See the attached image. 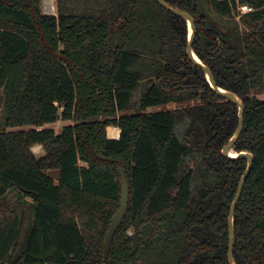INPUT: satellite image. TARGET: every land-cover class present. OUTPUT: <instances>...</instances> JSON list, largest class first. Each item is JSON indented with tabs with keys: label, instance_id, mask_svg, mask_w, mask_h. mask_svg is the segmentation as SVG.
<instances>
[{
	"label": "trees",
	"instance_id": "16d2710c",
	"mask_svg": "<svg viewBox=\"0 0 264 264\" xmlns=\"http://www.w3.org/2000/svg\"><path fill=\"white\" fill-rule=\"evenodd\" d=\"M165 1L193 16L195 52L244 100L233 152L254 163L233 252L264 264V0ZM41 2L0 0V264H230L247 159L222 148L238 107L189 58L187 20L157 0H57L58 15ZM121 167L129 204L105 258Z\"/></svg>",
	"mask_w": 264,
	"mask_h": 264
},
{
	"label": "water",
	"instance_id": "95a60500",
	"mask_svg": "<svg viewBox=\"0 0 264 264\" xmlns=\"http://www.w3.org/2000/svg\"><path fill=\"white\" fill-rule=\"evenodd\" d=\"M163 7L172 11L173 13L184 17L188 23V43H187V54L189 58L193 61L194 64L200 66L203 71L205 72L206 78L210 83L211 87L214 89L216 93L221 96H224L234 103H236L238 107V125L234 135L229 139V141L223 146L222 154L230 159H237V158H245L247 159V167L246 170L241 178L239 183V187L236 193V196L233 200L230 215H229V262L230 264H236L234 260V244H235V226H234V217L237 209V205L241 199L242 192L247 180V177L253 167L254 163V156L253 153L249 150H242V151H235V155H232L233 147L235 142L240 138L243 128H244V116H245V103L241 96H239L236 92L229 91L219 85L214 80L213 74L210 68L200 59L193 48L194 39L196 35V24L193 16L184 9L176 7L165 0H157ZM120 184H121V201L120 207L117 213L112 218L110 228L107 232L104 250H105V258H108L111 244L115 234L117 233L119 227L121 226L124 217L126 215L128 204H129V184L128 179L126 176L125 169L121 167L120 169Z\"/></svg>",
	"mask_w": 264,
	"mask_h": 264
},
{
	"label": "rangeland",
	"instance_id": "374dc122",
	"mask_svg": "<svg viewBox=\"0 0 264 264\" xmlns=\"http://www.w3.org/2000/svg\"><path fill=\"white\" fill-rule=\"evenodd\" d=\"M51 6H52V8H50ZM245 7H248V6H246V5L240 6L241 11L244 12V13H245V11H244ZM41 10H42V13H44V14L58 15V2H57V0H42V2H41ZM257 97H259L261 99H264V91L257 93ZM3 102H4V90H3V88L0 87V104L2 105ZM174 107H175V105H174ZM159 109H161V108L154 107V108H151L150 110L154 111V110H159ZM2 114H4V110L3 109H2ZM69 123H70V121L59 120V121H57L55 123L46 125V127L53 128L55 130V132L58 134V133H60L62 131L63 127L65 125L69 124ZM113 127H115V126L110 125L107 128L108 136L110 134V131L113 129ZM108 130H109V132H108ZM32 150L34 151V153L37 156H40L43 153L42 145H35L32 148ZM16 197H17V193L16 192H11L10 196L8 197V199H9V201H14L16 199Z\"/></svg>",
	"mask_w": 264,
	"mask_h": 264
},
{
	"label": "bare ground",
	"instance_id": "6f19581e",
	"mask_svg": "<svg viewBox=\"0 0 264 264\" xmlns=\"http://www.w3.org/2000/svg\"><path fill=\"white\" fill-rule=\"evenodd\" d=\"M109 137H111V138L117 137L118 138L119 137V128L116 126L113 127V129L110 131ZM232 155H235L233 151H232Z\"/></svg>",
	"mask_w": 264,
	"mask_h": 264
},
{
	"label": "built area",
	"instance_id": "2783aa9c",
	"mask_svg": "<svg viewBox=\"0 0 264 264\" xmlns=\"http://www.w3.org/2000/svg\"><path fill=\"white\" fill-rule=\"evenodd\" d=\"M250 10H252V8H250V7H245V9H244V11L245 12H247V11H250ZM111 138V137H110ZM117 138V137H116ZM119 138V137H118Z\"/></svg>",
	"mask_w": 264,
	"mask_h": 264
}]
</instances>
